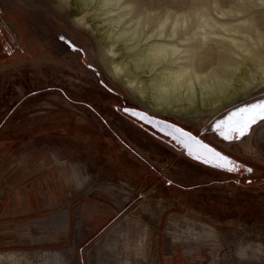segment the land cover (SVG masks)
<instances>
[{
	"label": "rangeland",
	"instance_id": "rangeland-1",
	"mask_svg": "<svg viewBox=\"0 0 264 264\" xmlns=\"http://www.w3.org/2000/svg\"><path fill=\"white\" fill-rule=\"evenodd\" d=\"M198 1L134 4L163 14ZM17 2L53 40L27 60H0V264H264V123L226 149L212 130L235 107L264 98V74H254L256 92L204 110L197 123L184 102L132 94L108 76L93 37L62 6ZM123 108L170 121L253 172L203 165Z\"/></svg>",
	"mask_w": 264,
	"mask_h": 264
},
{
	"label": "bare ground",
	"instance_id": "bare-ground-1",
	"mask_svg": "<svg viewBox=\"0 0 264 264\" xmlns=\"http://www.w3.org/2000/svg\"><path fill=\"white\" fill-rule=\"evenodd\" d=\"M51 1L93 37L108 76L132 94L184 102L197 123L204 110L213 114L258 90L253 82L256 70L264 74V11L259 18L252 12L264 0H236L237 7L226 9L212 0V13L208 0H199L163 14L138 10L134 0Z\"/></svg>",
	"mask_w": 264,
	"mask_h": 264
},
{
	"label": "snow or ice",
	"instance_id": "snow-or-ice-1",
	"mask_svg": "<svg viewBox=\"0 0 264 264\" xmlns=\"http://www.w3.org/2000/svg\"><path fill=\"white\" fill-rule=\"evenodd\" d=\"M62 41L70 44L73 51H79L75 44L67 41L63 35L60 36ZM91 67V65H89ZM125 111H129L125 109ZM133 116H138L141 119L148 120L149 118L142 112L133 111ZM151 123L152 121L149 120ZM160 122H155L159 124ZM264 123V99L256 100L255 102H245L239 107H235L232 111L228 112L226 116L221 119L215 120L212 125V130L222 139L227 142L225 149L231 147L233 144H244L246 138L251 136L254 126ZM165 127L169 129L167 134L172 137L186 152L187 156L193 160L200 162L203 165L210 166L211 168L220 170L227 173H236L246 171L253 172L251 166L235 159L225 149H219L197 135H193L183 128L176 127L171 124H166ZM162 131L164 129H161ZM169 185L173 182L168 181ZM251 183V181H249Z\"/></svg>",
	"mask_w": 264,
	"mask_h": 264
},
{
	"label": "flooded vegetation",
	"instance_id": "flooded-vegetation-1",
	"mask_svg": "<svg viewBox=\"0 0 264 264\" xmlns=\"http://www.w3.org/2000/svg\"><path fill=\"white\" fill-rule=\"evenodd\" d=\"M37 25H40V19L32 10L21 9L17 0H0V60H27L32 58L31 51L36 53L43 44H50L52 36L42 39Z\"/></svg>",
	"mask_w": 264,
	"mask_h": 264
},
{
	"label": "water",
	"instance_id": "water-1",
	"mask_svg": "<svg viewBox=\"0 0 264 264\" xmlns=\"http://www.w3.org/2000/svg\"><path fill=\"white\" fill-rule=\"evenodd\" d=\"M264 99V98H262ZM256 101V100H255ZM253 101V102H255ZM251 103V102H250ZM125 109H128L129 111H125ZM233 110V109H232ZM231 110V111H232ZM133 111H136V112H142L144 113L149 119L148 120H144V119H141L140 117L138 116H133L131 113ZM122 113H124L125 115H127L128 117H130L132 120H134L135 122H137L139 125H141L142 127H147V128H150L155 134L159 135L160 137H163L165 139H168L170 143L174 144L176 147H178L179 149H181L185 154L186 152L182 149V147L174 140L172 139L171 136H169L167 134V132L169 131V129H167L165 127L166 124H171V125H174L176 127H180L170 121H167V120H163V119H160L158 117H155L153 115H150L148 114L147 112H144V111H141L139 109H136V108H123L122 109ZM152 121L151 123L149 122ZM160 122L158 125L155 124V122ZM182 128V127H180ZM161 129H164L163 131ZM185 130V129H184ZM187 131V130H185ZM194 135V134H193ZM201 135H202V132H201ZM199 138H201L200 136H198ZM206 143V142H205ZM187 155V154H186ZM191 158V157H190ZM207 166V165H206ZM210 167V166H208ZM245 173H248V172H245ZM234 174H240V172H236Z\"/></svg>",
	"mask_w": 264,
	"mask_h": 264
}]
</instances>
